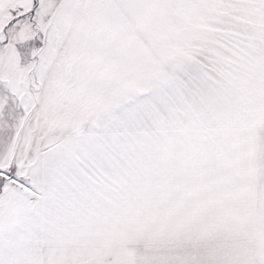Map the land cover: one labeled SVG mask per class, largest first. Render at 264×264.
Instances as JSON below:
<instances>
[{
	"label": "snow or ice",
	"instance_id": "snow-or-ice-1",
	"mask_svg": "<svg viewBox=\"0 0 264 264\" xmlns=\"http://www.w3.org/2000/svg\"><path fill=\"white\" fill-rule=\"evenodd\" d=\"M0 264H264V0H0Z\"/></svg>",
	"mask_w": 264,
	"mask_h": 264
}]
</instances>
